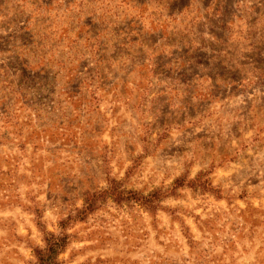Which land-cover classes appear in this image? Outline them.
I'll return each mask as SVG.
<instances>
[{"label": "rangeland", "instance_id": "obj_1", "mask_svg": "<svg viewBox=\"0 0 264 264\" xmlns=\"http://www.w3.org/2000/svg\"><path fill=\"white\" fill-rule=\"evenodd\" d=\"M110 181L156 209L59 227ZM48 234L52 264H264V0H0V264Z\"/></svg>", "mask_w": 264, "mask_h": 264}, {"label": "trees", "instance_id": "obj_2", "mask_svg": "<svg viewBox=\"0 0 264 264\" xmlns=\"http://www.w3.org/2000/svg\"><path fill=\"white\" fill-rule=\"evenodd\" d=\"M181 177L175 179V187L182 185ZM193 180L187 181V185L192 184ZM203 189H205L203 187ZM159 192H151L146 196H142L133 191H124L123 188L114 181H110L105 189L97 192H86L83 194V205L80 209L76 210L74 214L64 221L59 223L61 229L65 228L68 221H81L88 214L92 213L99 204H102L107 198L111 199L114 203L132 202L137 203L144 209L150 211L156 209V201L159 198ZM66 234H60L58 236L48 234V238L45 239L47 248L44 252V256L37 257L38 264H52L56 256L62 252L66 245Z\"/></svg>", "mask_w": 264, "mask_h": 264}]
</instances>
